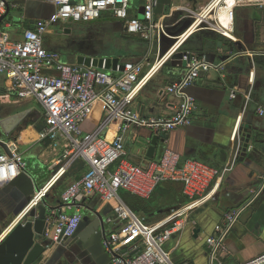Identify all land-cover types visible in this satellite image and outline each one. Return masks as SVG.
Wrapping results in <instances>:
<instances>
[{"label": "crops", "instance_id": "crops-1", "mask_svg": "<svg viewBox=\"0 0 264 264\" xmlns=\"http://www.w3.org/2000/svg\"><path fill=\"white\" fill-rule=\"evenodd\" d=\"M136 1L137 11L131 14L140 18L142 6L140 1ZM212 1L160 0L156 15L159 18L165 17L164 23L172 31L186 21L179 20L178 17L182 18V14L178 8L186 7L202 12ZM54 10L55 8L44 0H7V10L0 30L9 32L13 40L21 41L25 30L33 29L37 21L47 20ZM102 19L120 23L123 38L149 44L140 37L127 34L124 22L109 15ZM59 26L53 27L47 35L54 33ZM235 37L236 41H230L210 31L195 33L184 43L181 53L171 58L151 79L131 106L133 112L146 119L166 118L176 113L181 99L167 93V87L185 73L186 69L181 60L183 53H195L212 64L224 66L223 71L212 70L202 74L196 85L186 91L198 104L193 124L185 129H177L164 138L159 137L153 159L148 158L147 154L155 134L148 129H134L126 136L125 159L143 169L159 161L166 150L180 156L179 167L188 159L201 161L219 170L235 162L232 172L211 185L209 191L210 193L214 191L213 200L192 212L185 221L183 232L174 235L167 243L166 249L176 263L253 264L264 254V191L243 214L228 237L225 250L214 261L211 260L206 244V239L214 233L215 226L221 222L224 213L246 203L252 192L259 189L264 182V10L252 7L237 9ZM155 46L157 49V45H150V51L145 58L141 59L139 56L130 58L127 62L149 64ZM46 50L55 52L51 47H46ZM61 60L66 64L65 60ZM85 62L86 60L81 59L76 65ZM109 72L117 75L116 71ZM0 77L5 79L0 83V119L26 110L33 111L13 135L6 137L0 135V144H3L0 146V154L9 153L4 142L10 139L18 143L27 163L26 173L14 183L0 187L1 236L6 231L8 235L10 234L14 221L28 206L35 193L49 183L52 172L58 168L56 163L63 150L54 149L52 141L42 139L41 134L45 128L44 108L37 100L34 99L37 102L36 107L26 106L12 111H6L1 107L14 106L27 100H18L11 90L8 79L4 75ZM233 91L236 92L235 99L231 98ZM103 117V105L99 104L85 123L84 132L95 131L102 123ZM247 126L252 133L249 143L252 151L245 153L240 149L235 150L234 147L236 141L241 138V128L246 130ZM116 134L115 125L107 128L102 136L113 139ZM242 134L246 132L242 131ZM139 138L142 140L139 141ZM88 169L85 161H74L67 170L70 172L66 177L59 179L61 182L59 184L57 182L51 188L40 204H44L48 212L54 215L49 219L47 229L53 225L57 212L60 211H65L69 215L80 214L84 222L79 233L64 244L54 245L45 236L41 238L46 252L36 264H112L102 241L106 234L118 228L117 225L107 223V219L116 217L114 213L116 202H106L98 193L81 194L70 208L65 207L62 202L63 193L70 185L81 180ZM118 196L148 225L159 223L187 204L183 184L180 182L159 184L148 199L124 190H120ZM98 218L103 220L99 232L84 240L81 239V232ZM1 241L0 245L3 243Z\"/></svg>", "mask_w": 264, "mask_h": 264}, {"label": "built area", "instance_id": "built-area-1", "mask_svg": "<svg viewBox=\"0 0 264 264\" xmlns=\"http://www.w3.org/2000/svg\"><path fill=\"white\" fill-rule=\"evenodd\" d=\"M139 1L143 10L142 19L131 14L137 11L135 0H44L55 8L53 14L47 20L37 21L33 29L25 30L21 41L13 40L9 32L0 30V75L6 76L18 100L35 99L42 105L45 128L41 137L52 141L54 149L63 150L56 163L60 167L59 172L35 193L14 221L13 229L43 202L74 161L83 160L89 166L88 172L67 188L62 195V202L70 208L83 193H98L104 201L116 202V217L107 219V223L118 228L106 234L102 241L112 264H191L174 262L166 245L174 235L183 232L185 221L192 212L213 200L214 191H209L211 185L232 172L235 162L219 170L201 161L188 159L179 167L180 156L166 150L159 161L143 169L125 159L126 136L134 129H148L164 138L177 129L190 127L198 104L186 91L196 85L202 74L212 70L223 71L224 66L186 52L182 57L187 62L185 73L167 87V93L181 99L173 116L146 119L133 112L131 106L161 68L182 51L184 43L192 35L205 30L236 41L237 9L252 7L264 10V0H213L202 12L178 8L183 20L193 22L161 58V37L167 36L170 30L164 23L165 17L156 15L160 0ZM6 10L7 0H0V21ZM107 15L124 22L127 34L140 37L150 45H157V62L152 66L150 63L119 64L115 77L104 69L94 67L93 61L89 65L85 62L71 66L63 63L58 53L45 49V36L56 25L91 23ZM179 42L183 43L169 56L168 53ZM235 97L236 92L233 91L231 98ZM99 104L104 109L102 123L95 131L85 133L84 125ZM259 113L263 114L262 111ZM115 125L117 134L113 139L102 136L107 128ZM5 144L9 153L0 154V187L9 185L27 171V163L18 143L9 139ZM164 182L182 183L187 204L156 224L145 223L118 196V192L124 190L148 199L155 188ZM263 191L264 182L252 192L246 203L224 213L214 233L206 239L212 261L225 250L228 237ZM82 221L80 214L57 212L56 220L44 236L54 245H61L77 235ZM7 236L6 231L0 236V241ZM253 264H264V254Z\"/></svg>", "mask_w": 264, "mask_h": 264}, {"label": "water", "instance_id": "water-1", "mask_svg": "<svg viewBox=\"0 0 264 264\" xmlns=\"http://www.w3.org/2000/svg\"><path fill=\"white\" fill-rule=\"evenodd\" d=\"M178 18L179 20L182 19L181 17ZM192 22V20L186 19L184 23L179 24V27L169 31L167 36L162 35L161 51L164 53L168 52L176 44L177 38L182 36L189 29ZM184 54L186 53L181 55V60ZM86 63L89 65L90 60H86ZM93 63L94 67L106 71H116L117 66L120 64L119 60L93 61ZM182 64L184 69H186L187 62L182 60ZM32 112V110H26L11 117L0 119V135L5 137L13 135L26 119L31 116ZM248 128V126L246 130H244L243 127L241 128V138L236 141L234 147L235 150L240 149L245 153L252 151L249 147L252 133ZM242 131H245L246 134L243 135ZM158 141L159 136L155 135L148 150V158L153 159L155 157ZM53 216L54 215L48 212V209L44 204L32 210L27 217L26 222L18 224L0 245V264H36L46 252V247L41 243V238L44 237L45 231L49 226V219L53 218ZM83 222L84 221H82L80 228ZM102 224L103 220L100 218L89 223V226L81 232L80 238L84 240L86 237H89L90 235L92 236L97 231L99 232ZM80 228L77 233H79Z\"/></svg>", "mask_w": 264, "mask_h": 264}, {"label": "rangeland", "instance_id": "rangeland-1", "mask_svg": "<svg viewBox=\"0 0 264 264\" xmlns=\"http://www.w3.org/2000/svg\"><path fill=\"white\" fill-rule=\"evenodd\" d=\"M138 1L139 0L136 2ZM142 17L143 10L141 11L139 19ZM59 25L60 26L55 29L54 33L45 36L44 47L45 49L46 47H51L53 51L60 55L61 59L66 61L67 65H76L81 59L90 61L119 60V63L122 64L123 62H127L130 58H137L139 56L141 59L145 58L150 51V45L147 43H143L139 40L130 41L123 38L122 25L106 19L91 23ZM65 30H68L69 32H65ZM156 51L157 49L155 46L153 54L150 56V66L157 62L159 56L161 58L167 53L161 51V55L158 56ZM111 74L117 77L116 74ZM4 77L6 78V76ZM1 80L4 81L5 79L0 77V83ZM26 106L36 107L37 102L34 99H31L20 102L14 106L1 107L6 111H12L22 109ZM141 140L142 139L139 138V141ZM2 145L3 144H0V146ZM59 170L60 167L54 169L49 181L57 175Z\"/></svg>", "mask_w": 264, "mask_h": 264}, {"label": "bare ground", "instance_id": "bare-ground-1", "mask_svg": "<svg viewBox=\"0 0 264 264\" xmlns=\"http://www.w3.org/2000/svg\"><path fill=\"white\" fill-rule=\"evenodd\" d=\"M184 39H182L181 41H183ZM181 43H183V42H179L173 49H172V51H170L169 53H168V55L170 56V55H172L178 48H179V46L181 45ZM169 56H168V58H169ZM167 58V59H168ZM164 61H166V60H162V62H164Z\"/></svg>", "mask_w": 264, "mask_h": 264}, {"label": "trees", "instance_id": "trees-1", "mask_svg": "<svg viewBox=\"0 0 264 264\" xmlns=\"http://www.w3.org/2000/svg\"><path fill=\"white\" fill-rule=\"evenodd\" d=\"M133 38V37H132ZM27 123H28V121H27ZM26 124V123H25ZM75 166V165H74ZM74 168V167H73ZM73 170V169H72ZM70 171H68L65 175H64V177H66V175L69 173ZM63 177V178H64ZM61 181H58V184L60 183Z\"/></svg>", "mask_w": 264, "mask_h": 264}, {"label": "flooded vegetation", "instance_id": "flooded-vegetation-1", "mask_svg": "<svg viewBox=\"0 0 264 264\" xmlns=\"http://www.w3.org/2000/svg\"><path fill=\"white\" fill-rule=\"evenodd\" d=\"M47 240H48V239H47ZM64 243H65V242H64ZM64 243H63V244H64Z\"/></svg>", "mask_w": 264, "mask_h": 264}]
</instances>
